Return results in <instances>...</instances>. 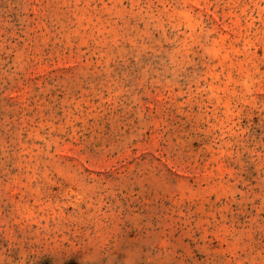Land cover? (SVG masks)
I'll return each mask as SVG.
<instances>
[{"label": "rangeland", "instance_id": "obj_1", "mask_svg": "<svg viewBox=\"0 0 264 264\" xmlns=\"http://www.w3.org/2000/svg\"><path fill=\"white\" fill-rule=\"evenodd\" d=\"M0 264H264V0H0Z\"/></svg>", "mask_w": 264, "mask_h": 264}]
</instances>
